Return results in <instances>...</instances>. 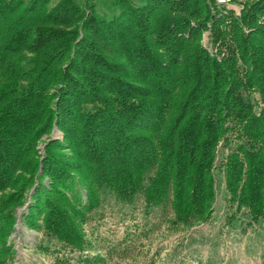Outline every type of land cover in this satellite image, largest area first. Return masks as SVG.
<instances>
[{
    "label": "trees",
    "instance_id": "1",
    "mask_svg": "<svg viewBox=\"0 0 264 264\" xmlns=\"http://www.w3.org/2000/svg\"><path fill=\"white\" fill-rule=\"evenodd\" d=\"M100 1L119 13L105 19L95 0H0V264L15 258L27 203L28 227L69 250L56 264L107 263L85 228L103 190L169 204L178 230L209 221L223 144L231 206L264 220V0L246 3L248 32L233 24L221 59L200 43L207 0ZM55 127L64 138L42 158Z\"/></svg>",
    "mask_w": 264,
    "mask_h": 264
},
{
    "label": "rangeland",
    "instance_id": "2",
    "mask_svg": "<svg viewBox=\"0 0 264 264\" xmlns=\"http://www.w3.org/2000/svg\"><path fill=\"white\" fill-rule=\"evenodd\" d=\"M253 1L235 0L234 6L239 10L228 8L225 11L217 6L216 0H207L211 18L201 31V45L222 58L228 47L236 45L230 35L233 24L239 21L246 34L247 28L240 18L246 3ZM57 2L53 0L52 6ZM133 2L141 6L144 1ZM94 4L107 20L119 13L109 2L95 0ZM259 21L263 23L264 16H260ZM191 25L197 27L195 22ZM251 98L259 104L258 95L253 93ZM63 136L55 127L50 135L43 137L38 146L39 155L44 157L50 140L62 141ZM229 137L230 147L234 148L237 140L234 135ZM228 152L229 147L224 144L218 152L216 201L209 221L188 230H178L169 204L148 207L142 195L124 203L103 190L102 205L89 215L85 225L88 238L93 242L92 252L104 255L106 264H264V220L253 223L246 209L237 211L229 202L220 168ZM28 206L29 203L17 212L15 231L10 237L16 250L11 264H56L57 259L69 255V250L47 233L28 227L25 221Z\"/></svg>",
    "mask_w": 264,
    "mask_h": 264
},
{
    "label": "built area",
    "instance_id": "3",
    "mask_svg": "<svg viewBox=\"0 0 264 264\" xmlns=\"http://www.w3.org/2000/svg\"><path fill=\"white\" fill-rule=\"evenodd\" d=\"M234 1L235 0H216V2H217V6L219 7V8H221V9H223V10H227L228 8L229 9H237L236 8V6H234ZM237 10H239V9H237ZM239 15V14H238ZM247 32H248V30H247ZM213 53V52H212ZM224 56V55H223ZM222 56V57H223ZM219 59H221V57L219 58Z\"/></svg>",
    "mask_w": 264,
    "mask_h": 264
}]
</instances>
